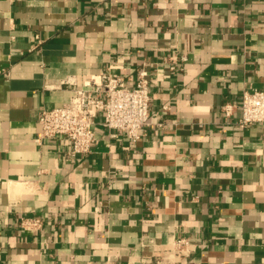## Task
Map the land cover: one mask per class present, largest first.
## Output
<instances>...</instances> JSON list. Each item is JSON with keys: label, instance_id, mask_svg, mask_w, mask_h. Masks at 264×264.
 Instances as JSON below:
<instances>
[{"label": "crops", "instance_id": "crops-1", "mask_svg": "<svg viewBox=\"0 0 264 264\" xmlns=\"http://www.w3.org/2000/svg\"><path fill=\"white\" fill-rule=\"evenodd\" d=\"M141 69L136 142L96 124L86 156L36 144L41 109ZM245 88L264 90V0H0V264H152L180 236L190 254L164 264H264V121L237 124Z\"/></svg>", "mask_w": 264, "mask_h": 264}, {"label": "built area", "instance_id": "built-area-1", "mask_svg": "<svg viewBox=\"0 0 264 264\" xmlns=\"http://www.w3.org/2000/svg\"><path fill=\"white\" fill-rule=\"evenodd\" d=\"M173 68L175 64L170 66ZM125 80L122 74L106 70L97 79L90 76L85 81L87 87L74 88L66 103L41 109L34 137L36 144L40 146L52 140L64 147L68 158L86 156L91 153L96 124L123 133L131 142H136L141 131L150 126L147 71L138 70L129 84ZM63 82L73 83L68 79ZM238 105L241 114L237 124L240 127L264 121V90L243 89ZM233 106L229 102L224 104L226 116L231 115ZM190 252L191 242L187 236L173 237L170 254L158 255L151 263L164 264L171 255L187 257Z\"/></svg>", "mask_w": 264, "mask_h": 264}]
</instances>
